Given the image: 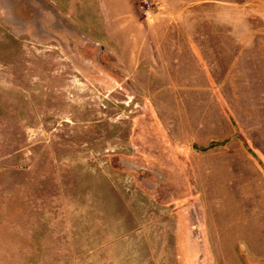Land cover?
<instances>
[{
    "label": "rangeland",
    "instance_id": "374dc122",
    "mask_svg": "<svg viewBox=\"0 0 264 264\" xmlns=\"http://www.w3.org/2000/svg\"><path fill=\"white\" fill-rule=\"evenodd\" d=\"M150 1L0 0V264H264V0Z\"/></svg>",
    "mask_w": 264,
    "mask_h": 264
},
{
    "label": "built area",
    "instance_id": "2783aa9c",
    "mask_svg": "<svg viewBox=\"0 0 264 264\" xmlns=\"http://www.w3.org/2000/svg\"><path fill=\"white\" fill-rule=\"evenodd\" d=\"M144 2H145V3L143 4L144 7H145V5H147V6H148V5H149V6L151 5V1H150V0H144ZM145 12H146V13H149V12H150V9L146 8V9H145Z\"/></svg>",
    "mask_w": 264,
    "mask_h": 264
},
{
    "label": "trees",
    "instance_id": "16d2710c",
    "mask_svg": "<svg viewBox=\"0 0 264 264\" xmlns=\"http://www.w3.org/2000/svg\"><path fill=\"white\" fill-rule=\"evenodd\" d=\"M213 144H216V143H213ZM200 148L205 149V147H202V146Z\"/></svg>",
    "mask_w": 264,
    "mask_h": 264
}]
</instances>
